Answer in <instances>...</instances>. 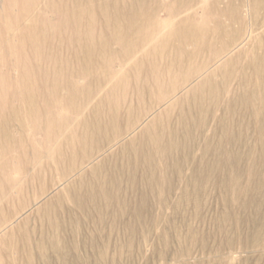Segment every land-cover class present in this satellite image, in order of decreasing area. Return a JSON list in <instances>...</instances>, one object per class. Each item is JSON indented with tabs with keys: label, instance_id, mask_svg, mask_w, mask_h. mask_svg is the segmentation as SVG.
<instances>
[{
	"label": "rangeland",
	"instance_id": "obj_1",
	"mask_svg": "<svg viewBox=\"0 0 264 264\" xmlns=\"http://www.w3.org/2000/svg\"><path fill=\"white\" fill-rule=\"evenodd\" d=\"M0 264H264V0H0Z\"/></svg>",
	"mask_w": 264,
	"mask_h": 264
}]
</instances>
